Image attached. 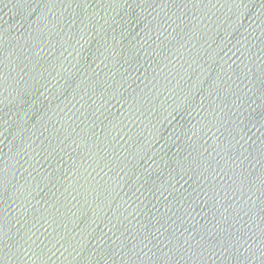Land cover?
I'll return each instance as SVG.
<instances>
[{
  "label": "water",
  "instance_id": "95a60500",
  "mask_svg": "<svg viewBox=\"0 0 264 264\" xmlns=\"http://www.w3.org/2000/svg\"><path fill=\"white\" fill-rule=\"evenodd\" d=\"M0 264H264V0H0Z\"/></svg>",
  "mask_w": 264,
  "mask_h": 264
}]
</instances>
